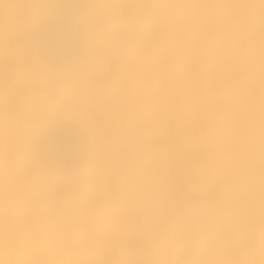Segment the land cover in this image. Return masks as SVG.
I'll return each instance as SVG.
<instances>
[{
    "label": "bare ground",
    "instance_id": "bare-ground-1",
    "mask_svg": "<svg viewBox=\"0 0 264 264\" xmlns=\"http://www.w3.org/2000/svg\"><path fill=\"white\" fill-rule=\"evenodd\" d=\"M188 1L190 2L189 5L186 6L188 7V10H184V12H188L190 15L188 17H191V21L193 22V24L199 27L198 28L197 26H195L199 29V34H197L196 37L193 35L195 32L197 33V31L193 33L191 25L189 26L192 33L191 31L189 32V30L186 31L189 27H187L186 29V27H183V24H178V28L175 27L176 25L174 26L175 28L172 26L173 30H167L166 28L164 30V34L166 35L165 39L167 40L165 41V48L167 44L169 42L171 43L173 40L175 42L173 41L171 45H174L173 43L179 42L178 39L180 38L176 39V37L174 36L175 33H179V35L184 33L185 35L182 34L183 37L187 38L186 36H188V39H192L193 37H195L199 41L198 45L203 44L205 46L206 53L210 54V56H213L211 57L213 58V60L210 58V61L215 62V60L218 59L219 56L217 57L218 53L216 52L219 50L222 51V53L224 52V57H226L225 60L230 56L234 58L236 64L240 65L242 68L249 67L253 64L260 65L261 62L264 63V10L261 9V0H242L243 2L240 1L239 4H237L235 0ZM41 2H43V0H0V51L4 53L1 54L0 52V54L3 56H1V59H3L5 56L6 60H15L12 59V56L16 55L17 45L13 43V41H10V38L8 39L7 35L9 31L10 21L13 20L16 14H23L27 18V20L25 19L27 21L25 24H28L27 34H30L27 36H31L32 38L36 28V25L34 23V16L36 14L37 7L41 6ZM147 2L148 0H128L129 5L126 4V7H123L121 11H119L120 14H117L116 12L117 10H119L118 8L112 13L114 14L113 19L117 14V18H121L122 21H124V16H128L129 14L132 16L134 14L133 16L136 20L134 21V24H131L133 25L131 28L134 27L133 30H135L136 25H141L140 23L144 21L145 17H143L142 15V13H144L143 6L146 7ZM54 3L52 1L45 9H43L40 14V18L46 13L54 10ZM207 3L209 5H207ZM213 14L214 20L212 22H209L208 18H211ZM130 15L129 17H131ZM103 16L105 18L103 17L102 26L99 29L97 28V32L100 34V36L103 37V40H105V36L107 33L104 31L107 28L105 26V22L107 21L106 18L108 19L107 16L110 17V14ZM78 18L81 20L85 19L83 15ZM13 21H15V19ZM129 26L130 25H128V27ZM179 30L184 31L179 32ZM167 31L174 33V35L172 34L167 37ZM179 35L176 36L179 37ZM100 36H98V38ZM168 39L172 41L169 40L168 42ZM169 44L168 46H170ZM151 45H149V47ZM142 46L143 44L141 45V47ZM32 48V45H30V47L28 48V54L32 59H34V61H36V63L39 62L38 64H40L41 61L38 59L36 53ZM144 49H146L147 51L149 50V53L150 51L153 52V54H149L147 53V51H145L144 55H146V57L147 55H150L147 60L148 67H155V62H157L156 55H158V52L155 51L156 48H154L153 50L149 49L148 46H146ZM146 57H144L142 60L146 61ZM214 57H216L217 59ZM224 57L222 58L223 60ZM8 63L10 62L8 61ZM158 63L159 62H157L156 68L158 66ZM40 65H43V67L45 66L42 63ZM45 67L50 71L45 74L43 73V75L45 76H43L41 73L39 75V78L41 79V77H43L42 80L44 82L46 81L56 86L55 91L51 95V100L48 99L50 101H47L49 102L47 107H44L45 105L43 106V102H37V96L29 91L30 88L28 86L27 87L29 88V90L27 89V87L25 86L27 83H23V81L26 82V80L23 79H25L26 76L28 78L29 75L22 74L21 76H19L20 79H18V81L21 80L19 81L20 83L16 84L17 81L13 82V86H9L2 92H0V144L4 147L10 148V143L13 142V144H18L17 147L19 148V144L23 143L24 139L26 138L28 142V138H30V136L33 137L31 138L33 140L31 144H34L39 129L42 127L43 123L50 118L72 119L83 125L93 124L92 121L94 118L88 112V106L92 103L90 100L91 90H93L92 85L95 83H93V80L95 79V77H97L98 79V75L94 76L91 73H86L87 70L80 68L76 64L63 68H57L49 65ZM150 69L154 70L153 67ZM20 70L22 69L19 67L18 71ZM89 71L90 70H88V72ZM251 72H256V70L251 69L249 73ZM232 76L234 75H231L229 81L225 80L227 83H224L223 81L220 82V80L215 83V85H220V83H222L223 85L222 89H220L221 92L220 90L217 92V94H219L217 95V97L220 96L219 99L217 98V104L219 105V108L216 109L218 111L213 112L214 108H211V106H209L208 109L207 106L202 107L201 105L202 108H200L201 113L205 114L206 131L208 132V136L206 137L207 139L203 138V136L201 140L202 144H204L203 147H205L203 148L204 158L202 160L205 161L201 160L200 162L205 163L200 167L198 166V171H195V169L193 170L189 167L188 168L191 170L185 168V170H187L186 172H184L185 170L181 171V173L183 172V176H185L184 174L187 173V179L189 178V182H187V188H190L191 191H193V189L197 187H199L197 190L201 188L202 189L199 192L195 190V192L191 193V195L194 196L190 197L189 194L188 196L190 197V199L187 198V200H185V203L181 204L178 202L181 205L173 210L174 214L171 216L175 217L180 211L183 212V210H185L187 206H190L191 201L197 200L195 199L196 196L204 192L208 193L209 191L214 190V188L216 189L219 184L226 182V180L230 178V180H233L230 182L228 181L229 183H224V186H222L223 184H221L219 186H222L221 188L217 187L218 190H216L215 192L213 191V195L208 200H204L199 203L197 201L194 207L190 209L187 208L188 210L184 211L183 214L180 212L181 215H179V213L174 220L172 219L173 221H170V223H164L165 227H162V229L156 232L144 244L133 248L132 246L130 248L129 246L125 247L128 249L124 250L126 251L123 255L124 258L120 256L123 259H121L120 257L117 259H121L123 263H120V260H113V263L111 261V263L109 264H114V262H116L117 264H136L138 262L139 264H264V162L257 168L249 172L243 171L244 173L242 175H240L239 177L237 176L241 174L242 170L246 166L250 165L249 163L257 161L262 156H264V96L261 105L258 104L254 99H246L243 93L244 90H242V88H238L237 86V84L241 86V84H239V80ZM233 78H235L236 80ZM209 79L210 77L208 78V80ZM42 80L41 82H43ZM262 80L264 82V68H262ZM215 81L216 80H214L213 82ZM44 82L43 84H45ZM213 82L211 81V83ZM223 83L226 85H224ZM207 85L210 86L211 84L207 83ZM215 85L214 88L216 87ZM235 86L238 89H236ZM50 90L52 91V89ZM216 91L211 92L215 93L216 95ZM94 93L95 92H93V94ZM221 99L223 100L221 101ZM205 101L203 105L207 104ZM209 101L210 104L215 102V100L213 101L212 99H210ZM199 105L200 104H198V106ZM207 105H209V102ZM210 110H212V112ZM218 123L221 125L219 126L220 128H217ZM198 136L199 134L197 133L191 135L190 138L191 140H195V138H197ZM170 138L172 139V136ZM242 138H244V140L241 141L240 139ZM171 139H168L169 141L166 140L163 142L164 149L161 150L157 149L158 144L156 140H153L152 137L150 139L152 141H147L148 144L142 149L143 151L141 150V153L137 155L139 156L138 158L147 157L148 164L146 167L143 168L142 166L136 165V167L140 169L142 168L143 171L145 170V179L149 181L153 179L155 180L160 174L161 169L162 171H165L163 170L164 167L168 168L169 171H167L166 169L165 173H169V175L170 171H173V167L172 165L170 166V164L172 163V158H175L178 154V152L175 151L180 144L179 140H176L175 137H173V141ZM239 142H243V145L238 147V145H240ZM235 146H237L236 149ZM13 147H15L16 149V145ZM12 148L11 150H13ZM2 149L4 148L2 147ZM110 151L108 153H104V155L106 154L108 159L112 156L109 155V153H112ZM15 152L17 153V151ZM175 153V156L172 155ZM32 156V162L38 164V160L35 154H33ZM222 156H224V158L221 160ZM0 157L1 161H3L2 159L6 158L4 156V158H2L1 155ZM170 158L171 161L169 160ZM90 160L91 157L88 159L86 164L77 171L81 173L79 180L66 181V188L70 191L72 190V193H69V195H71L68 197L65 196L66 198L59 206H47L46 217L45 221L43 222V229L45 230L43 231L44 233H46V235H44V238L46 237L44 241L47 242L46 240L50 239L48 240V242L51 243H49L48 245L46 244L48 247L46 246L45 249L49 248V252L52 251L48 255L51 256L50 258H52L55 264H86L90 260L91 264H95L100 260L102 261L103 259H107L114 253H116L118 248L124 244L123 242L122 244L118 245V242L120 240H123V238L126 239V242L135 237L141 238V236L147 235V233H149L153 228L163 224L165 220V216L163 217L164 220H162L161 222V219L154 220L152 218V214L150 213L148 214L149 224L145 228L140 230L132 237H129L130 235L124 236L119 232V234H117L118 238L120 237V239L117 240V236L114 234V231L111 233V226L113 225V222H115V220L107 216L105 217V214L101 209L96 197L102 196L107 199L110 197V192L112 191V189H115L114 191L117 193L119 192V186L116 182H109V180L106 181L105 177L102 176L103 173L99 172V170L90 168ZM4 162L7 163V165L5 166L6 168H8L9 162ZM13 162H15V160ZM19 162L20 164L18 163V167L19 165L21 166V159ZM10 163L9 165L12 166L13 164L11 163V165ZM165 163L169 164V167ZM158 164L166 166L160 167ZM155 165L156 167L157 165L160 167V172H158L159 170L157 169V172L159 174L155 172L157 176H155L156 174H154L153 172V169H155L153 166ZM192 166L193 165H191V167ZM9 168L7 169V171L10 170ZM14 168L13 170H15ZM26 170L22 171L19 169L18 172H11V180H9L11 184L13 178L15 177V174L21 177L23 180L22 182H19V185H21L23 182L28 181V184L25 185L27 190L25 188H20L21 190L19 191V187L17 186L11 189L18 191V193L17 191H13L15 194L17 193V199L19 198L22 201V205L31 212V215H34V219L36 216L37 220L40 211L33 207V204H30L32 196L30 195L31 197L29 198V203V199H24L25 193L26 191L28 192V190L32 191L30 192L31 194H38L33 186H29L31 185L29 184L30 180L25 179L27 172ZM49 173L50 175L55 177H64L61 175H55L51 172ZM165 173L161 172V177L165 176L163 175ZM10 174H8V178ZM139 174L142 173L139 172ZM169 175L166 174L168 179ZM153 176H155L156 178H153ZM233 177H235V179ZM164 178L165 177H163V179ZM167 178H165V180H167V182L169 183L171 179L169 181ZM5 181L2 180V182L6 183ZM58 181L59 180H52V187H54V185H57ZM2 182L0 180V215H2V213L4 212V201L8 200L7 197L11 196L12 193L10 192L11 190L8 191V188L7 190L5 189L7 185H5V187L2 186V184H4ZM14 183L16 184V182ZM14 183H12L11 185H13ZM42 186L46 191L44 183ZM2 187L4 189H2ZM183 190L185 192L186 187H184L182 191ZM184 192L181 193L180 191L175 197H180ZM15 194L12 195L14 196V199L16 198ZM117 195L118 194L116 193L114 194V196ZM120 196H122V194ZM33 198H35V196H33ZM117 198L119 202V195L115 198V201H117ZM182 198L180 197V199ZM41 199L46 200L45 197H41ZM153 199V203H157L158 197L156 196ZM6 202L8 203V201ZM16 202H18V200ZM149 202L152 203V201ZM151 210L153 209L151 208ZM148 219L146 221H148ZM91 225L95 227V232H93L94 229L91 228L93 227ZM6 230H9V232H7ZM11 230L8 229V227L7 229L2 228V224H0V249L11 246V244H13L15 247L14 260L16 261V264H48L44 259V256H37V254L34 253L32 245L26 243H23L25 246L20 244L17 245L15 243V241L17 242V240L14 239L15 237H13L12 240V242L14 243H11L10 241L8 242V240H11L9 238L13 234ZM52 233L54 235L56 234V238L53 236L55 239H52V237L50 236ZM14 234L13 236H15ZM112 234H114L115 236H112ZM98 235L103 241L98 240ZM122 235L124 236L123 238ZM127 237H129L128 240ZM52 240H54L53 242L57 240L58 243L55 242L53 244ZM63 240H65L64 243L66 242V250L62 249V247L64 248V246L60 245L61 241ZM182 240H189V242H191L190 250H187L184 246H182L183 244H185V242H183ZM187 247L189 248V246ZM147 257H149L150 259H147Z\"/></svg>",
    "mask_w": 264,
    "mask_h": 264
},
{
    "label": "rangeland",
    "instance_id": "rangeland-1",
    "mask_svg": "<svg viewBox=\"0 0 264 264\" xmlns=\"http://www.w3.org/2000/svg\"><path fill=\"white\" fill-rule=\"evenodd\" d=\"M52 1L53 0H45V1L43 0V2H41L42 3L41 6L37 7V11L34 16L35 17L34 23L36 25V28L38 25L41 12ZM235 1L237 4H239L240 1L242 0H235ZM66 2H68V4H70L71 6H73L78 14H85L83 15L85 17L84 20H81L79 18L78 19L82 22L83 26L85 27V30L88 35V44H87L85 56L81 61V63L78 64V66L82 69L87 70L86 73L89 74L91 73L94 76L98 75V79L97 77H95V79L93 80V83L94 82L95 83L92 85L93 90H91L90 101L92 103L88 106V112L94 118L92 121L93 124L91 125L84 124L83 127L88 131L92 142V148L90 153L91 160L89 162V164L90 163L91 164L89 165V167L91 166L90 168L99 170V172H102L104 174V175L102 174V176L105 177L106 181L109 180V182L110 181L116 182L119 186L118 193L114 191L115 189H112V191L110 192L111 193L110 197L113 196L111 198L109 197L111 200L109 198L105 199L102 196L96 197L101 209L105 214V217L107 216L115 220V222H113V225L111 226V230H112L111 233L114 231V234L117 236V240L120 239V237L118 238L119 232L122 233L124 236L130 235L129 237H132L133 235L138 233L140 230H142L149 224L148 214L150 213L152 214V218L154 220L161 219L160 220L161 222L162 220L165 219L163 224L153 228L149 233H147V235L141 236V238L135 237L133 239L128 240L129 237H127L128 244L126 242V239L123 238L124 236L122 235L123 240H120L118 242V245L122 244L123 242L124 244L118 248L119 251L117 250L116 252L117 254L114 253L109 258L103 259L102 261L100 260L99 262L95 263V264H109L111 263V261L113 263V260L114 261L117 260L120 256L123 257L124 253L126 252L124 250L128 249L125 247L129 246L130 248L132 246L133 248L144 244L156 232L162 229V227H165L164 225L166 223H170V221H173L175 217L181 212L180 211L175 217L174 216L172 217L171 215L174 214L173 210L178 206H180L182 203H185L186 202L185 200H187V198L190 199L191 196H194L191 195V193L195 192V190L199 188L197 187L193 189V191H191L190 188H187L188 185L187 182H189L188 180L189 178L187 179L186 176L187 173H185L184 175L186 177V185H185L186 191L184 192V190L182 191L181 189L180 190L181 193L184 192L185 194L183 193L184 195L183 194L181 195L180 193L181 196L179 195L181 198L182 197L183 198L182 199H180V197L169 198L166 191L168 182L167 180H165V178H167L166 174L169 175V173H165L166 169L167 171L169 170L168 168L164 167L166 165L168 166L169 164L165 163L166 165L164 166L158 164L160 167L163 166L164 167L163 170H165L162 171L161 169V172L165 173L163 174L165 176L162 177H161L162 174L160 172V167L158 165H157L158 168L156 167V165L153 166L156 169L155 170L152 168L154 170L153 171L154 174H156L155 172H157L158 170L160 174L157 172V174H159L158 177L157 178L155 177L157 176L156 174L155 176H153V178L155 177L156 179L149 181L145 179L146 178L145 175L146 173L144 174L145 170L143 171L142 168L140 169L136 167V165L142 166L143 168L146 167L148 164L147 157L138 158L139 156L137 155L141 153V150L148 144L149 141H152L150 140L152 137L153 140H156L158 144L157 149L162 150L164 149L163 142L168 139L170 140L171 139L170 137L172 136L171 140L173 141V137H175L176 140H179L180 145L177 148L178 151L177 150L175 151L178 152V154L177 155L176 153L172 154L174 156L176 155V157L175 158L173 157L172 161L171 158L169 159L172 162L170 166L172 165L173 168L172 167L171 168L173 169V171L170 169L172 172L170 171V175L168 176L169 179L168 178L167 179L170 181V179L171 180L172 178L174 179L175 176L177 177L179 174L183 175V172L181 173V171H184L185 168L186 169L192 168L193 170L195 169V171L196 170L198 171L199 167L205 163V162H200L204 158L203 148H205L203 147L204 144H202L201 140L203 136H204L203 138L205 139H207L206 137L208 136L207 135L208 132L206 131L205 114L201 113L200 108H202L203 106H207L209 109V106H211V108L212 107L214 108L213 112L218 111L217 109L219 108V105L217 104L218 102L217 98L219 99L220 96L217 97V95H219L217 94V92L220 89H222L223 85L222 83H220V85L218 84L215 85V83H217V81L219 80L220 82L223 81L224 83H227L226 81L230 80L229 78L231 77V75H234L232 77H235L237 80H239L240 82L239 84H241V86L238 84L237 86L238 88L240 89L242 88V90H244L243 93L245 98L254 99L258 104L261 105L264 96V82L262 80V68H264V63L261 62L260 65L253 64L250 65L249 67L242 68L240 65H237L235 59L230 56L228 57L229 59L227 58L225 60L226 57H224L225 56L224 52L222 53V51L219 50L216 52L218 53L217 57L219 56L218 59L214 57L217 60L214 59L215 62L210 61L211 59L213 60V58H211L213 56L207 54L205 51V46L203 44L198 45L199 41L195 38L197 34H199V29H198L199 27L193 24V22L191 21V17H188L190 16L189 13L184 12V10L186 11L188 10V7H186L190 3L188 0H148L146 7L143 6L144 13H142V15L143 17H145L144 21L140 23L141 25L137 24L135 30H133L134 27L131 28L133 26L131 24H134V21L136 20L134 19L133 16L134 14L132 15L133 17L129 14L132 18L129 17V15L124 16L123 17L124 21H122L121 18L120 19L117 18L118 17L117 14H120L119 11H121L123 7H126V4H128V0H66ZM207 5L209 4L207 3ZM117 8L119 10H117ZM115 10H117L116 11L117 14L113 19L114 14L112 13ZM109 14L110 17L107 16L108 19L106 18L108 22L107 21L105 22V26L107 27L105 28L107 30L106 29L104 30L105 32H107L105 36L106 39L104 38L105 40H103V37L100 36V34L97 32L98 31L97 28L99 29L102 26L103 23L102 20L104 17L103 15H109ZM14 19L15 21H13ZM25 19L27 20V18L23 14H16L13 20L10 21L9 31L7 35H8V39L10 38L9 40L13 41V43L17 45V51H16V55H13L14 57L12 56V59L15 60H8V59L6 60L5 56H4L5 59L4 58L1 59L3 57L1 55L3 52L0 51L1 52L0 92H2L5 88L9 86H13V82L17 81L16 84L20 83L19 81L21 80L18 81V79H20L19 76H21L22 74L29 75L28 78L26 76L28 80L26 78L23 79L26 80V82L23 81V83L28 84L30 82L28 85L27 84L25 85L26 87L28 86L30 88V90L28 87L27 89L32 94L37 96L36 98L37 102L39 103L43 102L44 103V104L42 103L43 106L45 105L44 107H47L49 103L47 101L51 100V95L55 91L56 86L46 81L44 82L42 80L43 77H41V79L39 78V75L41 73L43 75V73L45 74L50 70H48V68L45 67L48 66V64H45L38 58L41 61V63L45 65L43 67V65H40L41 63L40 64H38L39 62L36 63V61H34V59H32L28 54L29 51L28 48L30 47V45H32L33 47L32 44L33 36L32 38L31 36H27L30 34H27L28 24H25L27 22ZM213 20H214V14L211 18H208L209 22H212ZM187 22H189L190 24ZM178 24H183V27H186V29L187 27H189L186 30V31L189 30V32L191 31L189 25H191L193 33L197 31V33L195 32L193 34L195 37H193L192 39L190 38L188 39V36H186L187 38L183 37V35H185L184 33H182L183 35L180 34L181 35L180 36L179 33L178 34L175 33L174 35V33L167 31L168 32L167 37L173 34L176 37V39L178 38L180 39H178L179 40L178 43L177 42L173 43L174 45H171V43L174 40L172 41L168 39V42L169 40L172 42L171 43L169 42L170 44L169 43L168 44L170 46H168L167 44L168 47L166 46L165 48V41L167 40L165 39L166 35L164 34L165 33L164 30L166 28L167 30H173V27L175 25H176L175 27L178 28ZM128 25L130 26L128 27ZM195 26H197L198 28ZM180 31H184V30H179V32ZM176 35H179V37H177ZM98 36L100 37L98 38ZM101 39L103 42L101 41ZM163 43H164V47H163ZM142 44L143 46L141 47ZM148 44L151 45L150 46L151 48L149 47ZM146 46H148L149 49H153V50L154 48H156L155 51L158 52V55H156L157 56L156 60L157 62H159L158 66L156 68L157 62H155V67L152 66L155 71L150 69L152 67L149 68L147 65V60L150 57V55H147V57L146 55H144L145 51H147L146 49H144ZM147 53H149V50L147 51ZM151 53L153 54L152 51H150L149 54ZM144 57H146V61L142 60ZM223 57L224 60L222 59ZM8 61L10 63H8ZM19 67L23 71L22 70L18 71ZM251 69L256 70V72L249 73ZM88 70L90 71L88 72ZM209 77L210 79L208 80ZM205 79L208 80L210 83ZM41 80L45 84H43ZM214 80L216 81L213 82ZM211 81L213 83H211ZM206 82L211 85L208 86ZM97 83L99 84L100 87L98 86ZM214 85L216 86L215 88ZM238 88L236 87V89ZM50 89H52V91ZM92 91L95 93L93 94ZM211 91L212 92L216 91V95ZM210 99H212L213 101L215 100V102L211 101L215 104V106L213 103H212L213 106L212 104H210L209 101ZM222 100L223 99H221V101ZM204 101L207 104L209 102V105L207 104L203 105ZM198 104L200 105L198 106ZM210 111L212 112V110ZM59 119H64V118H55V119L50 118L49 119L50 121L46 120L47 123L45 121L42 127L39 129L34 144H31L33 142V140L31 139L33 138L32 136L28 138V142L26 140L27 138L24 139L23 143L19 144V148L17 147L18 144L14 143L16 145L17 150L15 149V147H13L15 146L13 142H11L12 144L10 143L9 146L10 148L4 147L3 145L0 144V155L2 156V158L6 157L8 159V160L6 158L2 159L3 161H1L0 159V166H1L0 168L2 167L4 168V169L3 168L0 169L1 170L0 180L1 182L2 180L3 181L6 180L5 181L6 183L2 182L4 183L2 184V186L5 187V185H7L5 189L7 190L8 188V191L11 190L10 192H12L11 196L7 197L8 200L6 201H8V203L4 201L5 204L3 208L4 212L2 213V215H0L2 216L0 217V222H1L0 224H2V228L7 229L8 227V229L10 230L12 229L11 231L13 232V234L15 233L14 234L15 236H13V234L12 236L10 235L11 237L9 239L11 240H8V242L10 241L11 243H14L12 242V240L13 237H15L14 239L17 240V242L15 241L17 245L19 244L24 245L25 243L32 245L34 253L37 254V256L38 255L44 256V259L48 264H55V263L52 260V258H50L51 256L48 255L52 251L49 252V248L45 249V247L49 243H51L48 242V240H50L48 239L49 238L48 236H47L48 240H46L48 243L44 241L46 238V237L44 238V235H46V233H44L45 230L43 229L44 228L43 222L45 221L47 206L49 205L59 206L66 197L70 196L71 194L69 195V193H72L71 192L72 190L70 191L66 188V181L79 180L81 174L80 172H76L64 177H55L50 175L49 173L52 172V161L56 149L53 125ZM170 122H171V128H170ZM219 126L221 125L218 123L217 128H220ZM197 133L199 134V136L195 138L196 141L194 139H192L193 140L192 141L190 136ZM240 140L242 141L244 140V138ZM239 144L240 145L237 144L238 147L242 146L243 142H239ZM1 146L4 149H2ZM236 147L237 146H235V149ZM11 148L13 150H11ZM108 150L109 151L111 150L110 152H112L111 154L109 153L110 156L112 155L111 156L112 158L108 155L110 157L109 158L110 160L107 158L106 154L104 155V153L109 152ZM15 151H17V153ZM14 152L18 155V157ZM33 154H35V156L37 157L39 165L32 162L31 156ZM223 158L224 156H222L221 160ZM20 159H21V166L19 165L20 167L19 168L18 163L20 164L19 162ZM29 159L31 160V162ZM10 160L13 165L10 163ZM14 160L15 162H13ZM4 161H8L12 165L10 166L8 163V166L10 167L8 168L10 170L11 167L12 170L15 167L14 168L15 170L13 171L11 170V172H15V171L18 172L19 169L22 171L27 169L25 179L30 180L29 184L31 185L29 186L30 187L33 186V188L35 189L36 192H38V194L37 195H35L34 193L31 194L30 192L32 191L28 190L29 193L26 191L27 194L25 193V196L24 194L23 196L24 199L26 200L32 196L31 197L32 200L30 204L31 205L33 204L32 206L38 209V211H40L37 220H36V216L34 219L33 217L34 215H31V212L22 205L23 204L22 201L19 198L17 199L18 196L16 197V194L18 193V191L11 189L14 188L15 186L19 187V191L23 188L26 189L25 185L28 184L27 183L28 181L23 182L21 185H19L20 184L19 182H22L23 180L21 177L14 174L15 177L13 178L11 184L14 182H16V184L14 183L13 185H11L10 184L11 172L10 170L7 171L8 168H6L5 166L7 165V163H5ZM253 162L249 163L250 165L249 164L248 165L250 167L246 166L244 168L245 170L242 168L243 170L241 174L237 176L239 177L244 172H249L257 168L259 165H261L264 162V156H262L259 160ZM190 164L193 166L191 167ZM186 171L187 170H185L184 172ZM139 172H141L142 174H139ZM29 173L32 175H30ZM8 174H10L9 178H8ZM163 177L165 178L163 179ZM233 178L235 179V177ZM230 179L226 180V182L224 183H229L230 181L233 180ZM52 180H59L58 185H55L54 187H50V188L45 187L46 189L45 191L42 186L43 183L49 185L50 182H52ZM224 183H221L223 184L222 186H224ZM221 184H219L217 187H219ZM217 187L216 189L214 188V190H211L208 193L204 192L196 196L195 199L197 200L191 201L190 206H187L185 210H183V212L194 207L197 201L199 203L201 201L208 200L213 195L212 192L218 190ZM2 189L4 188L2 187ZM201 189L197 191L199 192ZM13 191L15 192L17 191V193L15 194ZM115 193L119 195L120 198L119 202H118V198L116 199L117 201H115V198L118 197V195L114 196ZM13 194H15L16 197L15 199L13 198L14 196H12ZM121 194L122 196H120ZM33 196H35V198H33ZM156 196L158 197V201L157 203H153L154 202L153 198H155ZM41 197H45L46 200H42ZM17 200L18 202H16ZM149 201H152V203H150ZM29 202L30 199L28 203ZM178 202L181 204H179ZM151 208L153 210H151ZM183 212L181 213L183 214ZM181 213L179 215H181ZM164 216L165 218L163 219ZM147 219L148 221H146ZM91 228L94 229L95 227L93 226ZM7 232H9V230ZM93 232H95V229L93 230ZM52 234L50 236L53 239L56 236V234L55 235ZM114 234H112V236H115ZM98 240L103 241L100 238V236ZM53 241L54 240H52V242ZM64 241L65 240L61 241L60 245L64 246V248L62 246L61 247L62 249L66 250L65 249L66 242L64 243ZM55 242L58 243L57 240ZM55 242H53V244ZM183 242H185V244L182 243L183 244L182 246H184L185 249L190 250L191 242H189V240L187 241L185 240ZM187 246H189V248ZM14 250L15 247L13 244H11V246L0 249V264H16V261L14 260L15 258ZM122 257L120 258L123 259L124 257L123 258ZM121 259H119L120 263H123ZM147 259L150 258L147 257ZM90 261H88L86 264H89ZM115 263L116 262H114V264ZM136 264H139V262Z\"/></svg>",
    "mask_w": 264,
    "mask_h": 264
},
{
    "label": "crops",
    "instance_id": "crops-1",
    "mask_svg": "<svg viewBox=\"0 0 264 264\" xmlns=\"http://www.w3.org/2000/svg\"><path fill=\"white\" fill-rule=\"evenodd\" d=\"M53 3L54 10L38 21L33 35V49L38 58L49 66L63 68L78 65L85 56L88 44L87 32L78 19L85 14H78L66 0H53ZM66 119H59L53 125L56 149L51 173L61 176L82 168L92 148L90 135L83 124ZM44 187H52V182L44 184Z\"/></svg>",
    "mask_w": 264,
    "mask_h": 264
},
{
    "label": "built area",
    "instance_id": "built-area-1",
    "mask_svg": "<svg viewBox=\"0 0 264 264\" xmlns=\"http://www.w3.org/2000/svg\"><path fill=\"white\" fill-rule=\"evenodd\" d=\"M185 185H186V177L183 175H178L177 177L172 179L166 187L168 197L169 198L175 197L180 192V190L185 187Z\"/></svg>",
    "mask_w": 264,
    "mask_h": 264
},
{
    "label": "snow or ice",
    "instance_id": "snow-or-ice-1",
    "mask_svg": "<svg viewBox=\"0 0 264 264\" xmlns=\"http://www.w3.org/2000/svg\"><path fill=\"white\" fill-rule=\"evenodd\" d=\"M261 9L264 10V0H261Z\"/></svg>",
    "mask_w": 264,
    "mask_h": 264
}]
</instances>
